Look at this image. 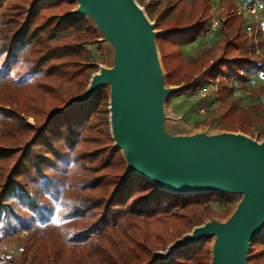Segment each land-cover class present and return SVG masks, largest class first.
I'll return each instance as SVG.
<instances>
[{
	"label": "trees",
	"instance_id": "obj_1",
	"mask_svg": "<svg viewBox=\"0 0 264 264\" xmlns=\"http://www.w3.org/2000/svg\"><path fill=\"white\" fill-rule=\"evenodd\" d=\"M209 2L157 3L156 27L162 31L157 42L168 83H186L179 93L204 85L194 76L208 64V73L225 74L219 94L227 102V83L236 76L248 81L254 74H264V57L256 54L242 23L237 24L224 7L219 38L194 59L184 60L181 46L203 34ZM74 4V0H0V78L19 65L14 74L23 85L19 92L14 85L1 83L0 114L15 120L20 126L17 137L24 142L20 148L0 142V264H24L30 252L42 263L50 258L62 264H141L156 246L166 245L209 216L212 210L203 207L207 202L230 201L215 192L182 195L156 189L136 173L123 176L119 161H112L117 149L111 148L106 156L104 149H79L87 131L100 122L106 96L100 88L89 100L64 109L95 71L87 46L96 44L98 35L85 17L69 13ZM45 33L60 36L48 44ZM259 43L263 44L261 37ZM248 109L264 110V104ZM234 111V105L224 107L225 117ZM25 115L36 125L26 123ZM240 119L264 122V116L247 118L244 113ZM49 170L67 173L65 183ZM55 211L64 223L65 240L53 234L31 235L18 249L20 260L5 253L10 238L49 221ZM209 242L203 239L178 249L168 261L156 264H208ZM248 261L264 264V230L252 239Z\"/></svg>",
	"mask_w": 264,
	"mask_h": 264
},
{
	"label": "water",
	"instance_id": "obj_2",
	"mask_svg": "<svg viewBox=\"0 0 264 264\" xmlns=\"http://www.w3.org/2000/svg\"><path fill=\"white\" fill-rule=\"evenodd\" d=\"M70 13L86 17L112 46V64L92 73L85 90L64 109L109 88L108 119L114 149L127 168L156 189L176 194L239 196L225 220L210 219L156 251L144 264L213 239L211 264H249L251 241L264 230V142L240 132L172 133L163 124V100L184 85L164 87L156 45L161 30L135 0H74Z\"/></svg>",
	"mask_w": 264,
	"mask_h": 264
},
{
	"label": "rangeland",
	"instance_id": "obj_3",
	"mask_svg": "<svg viewBox=\"0 0 264 264\" xmlns=\"http://www.w3.org/2000/svg\"><path fill=\"white\" fill-rule=\"evenodd\" d=\"M135 1L138 3L140 7L144 9V12L148 17V19L150 20V22L154 24L155 27L154 30L156 31L160 30L159 28L156 27V23L158 22L157 13L159 11V7L156 6V4L160 3L163 0H135ZM244 1L247 0H210L209 8H212L213 11L211 13L209 10V15H210L209 22L214 17V15L216 19L219 20L220 14L222 13L221 10L224 7H226L229 8L228 15L233 17L237 24L242 23L243 25V19L236 15L235 12L236 7L234 6V3L237 6L238 4ZM74 2L75 4L69 10V13L77 6V2L76 1ZM147 5H150L151 7H153V9L148 10ZM28 8H29V4L26 6V10ZM88 21L93 27L90 20ZM260 24H261V28L256 33L257 42H255L253 35H248L246 32H244L243 27H242V32L250 37L249 42L250 44L251 43L254 44L256 54L260 57H264V16L260 18ZM93 29L96 31L98 35V37L96 38L97 43L87 46L90 52L89 60L91 64L95 65V71H93L92 73L99 71L101 67H108L112 64V46L110 42L101 41L102 34L94 27ZM218 33L220 34V31L217 28L216 31H214L211 36L200 35L192 42L181 46L182 58L186 61H190L194 59L200 52L209 49L211 44H213L219 38ZM45 36L47 37L48 44H53L54 41L60 36V34L52 35L49 33H45ZM260 37L263 40V44L259 43ZM156 45L161 62L164 87L168 88L171 86L184 85L183 86L184 88L186 86V83L184 82L180 84L168 83L166 79V70L162 63L157 39H156ZM208 63L213 64V60L210 59ZM6 65L8 66V63H6ZM207 65L201 66L199 72L196 74V76H194L196 77L197 83H202V82H204L205 84L210 83L212 90L216 92L215 94L216 97L215 98H213V96L211 97L213 98V102H211V104H208V107L206 109V116L201 117L196 113V106H195L196 103H194L196 99L191 97L192 92L196 88L192 89L188 93L187 92L179 93L180 90L176 91L170 94L169 96L165 97L162 103L163 113H164V118L162 122L164 125L167 126L168 131L172 133H193L202 130H206L209 133H217L223 131L240 132L250 136L253 139H256L258 142H264V122L255 121L253 124H251L249 122L243 121V119H240L243 116V113L247 118L248 117L251 118L255 115L264 116V110L262 109L258 111H250L248 109V106L250 105L264 104V74L261 73L254 74L253 76H251V78L248 81H243L242 78L237 76L233 77L231 81L227 83L228 85L227 90L229 92V96L227 97L228 99L227 102H224L220 97L219 87L221 83L225 81L224 79L225 74H221L218 72L214 73L213 71L208 73V71L206 70ZM18 67L19 65L10 67L8 74L5 77L3 76L2 78H0V85L1 83L8 82L9 85H14L19 92H22V88H23V85L21 83L22 81L18 79V76L14 74V72L17 70ZM85 88L81 91V93L85 90ZM102 88L106 96V105L104 106V111H102L100 114V122H98L96 126L94 125L92 130L87 131V133L85 134L86 141L81 143L80 145L81 147L79 149H81L82 151L93 150V149H97L99 151L100 149H104L103 153L104 156H106L111 148L114 149L113 148L114 139L112 138L111 135L110 124L108 119L109 88L108 86H104ZM3 95H4V90H1V86H0V97ZM231 105H234L235 111L231 116L226 118L224 115V107H230ZM23 117H25L24 119L26 123L31 124L33 126L36 125L33 117L28 115H25ZM19 132H20V126L15 122V120L0 114L1 143L11 147H17V148L23 147L24 144L23 140L20 137H17ZM117 160L119 161L120 167L121 168L123 167V176H124L125 170L127 168V162L120 149L119 150L117 149V152L114 153V158L112 159L113 162ZM49 172H52L55 176H57V178L62 183L63 182L65 183V180L67 178V173L63 171H53V170H49ZM112 173L114 175H117L119 174V171H112ZM225 195L230 197V201L227 204H222L218 201L210 200L203 206L205 208L207 207L208 209H211L212 212L209 214V216L204 218L201 223L210 220L211 218L222 221L229 216L231 211L234 209L236 203L238 202L239 196L235 194H225ZM229 207L232 208L230 213H228L225 217H223L221 213L224 212ZM63 224L64 223L60 221L57 217V211H55V213L53 214V216L49 221L45 223L37 222L33 225V228L30 231L21 230L17 234H15L12 238H10L5 253L11 254L15 257V259L20 260L21 259L20 252H18V249L24 245V241L27 238H29L31 235L36 236L38 238H44V236H46L47 234H53V235H57L62 240H65ZM192 227L185 232H189L192 229ZM185 232L175 237L169 243L181 237ZM209 241L210 242H209L208 264H211V245L213 239L210 238ZM169 243H167L166 245L156 246V248L151 251L150 258L142 262L141 264H144L145 262L151 260L154 252L164 250ZM248 256H249V252H248ZM248 263L250 264L249 261ZM24 264H62V263L59 261H54V260L52 261L50 258L47 259V261H45L44 263H42V261H40L39 259V255L37 254L35 255L32 252H30V256L28 257V260Z\"/></svg>",
	"mask_w": 264,
	"mask_h": 264
},
{
	"label": "built area",
	"instance_id": "obj_4",
	"mask_svg": "<svg viewBox=\"0 0 264 264\" xmlns=\"http://www.w3.org/2000/svg\"><path fill=\"white\" fill-rule=\"evenodd\" d=\"M152 3V2H151ZM236 15L243 19L244 32L248 35H253L255 42L256 33L261 28L260 18L264 16V0H247L241 2L236 6ZM218 28V19L215 15L208 23L206 29L202 35L211 36L214 31ZM216 92L212 90L211 84L207 83L198 88H196L191 97L196 99V113L197 115L203 117L206 116V109L208 104L213 102ZM213 96V98H211Z\"/></svg>",
	"mask_w": 264,
	"mask_h": 264
},
{
	"label": "crops",
	"instance_id": "obj_5",
	"mask_svg": "<svg viewBox=\"0 0 264 264\" xmlns=\"http://www.w3.org/2000/svg\"><path fill=\"white\" fill-rule=\"evenodd\" d=\"M232 2H233V1H232ZM234 6L236 7V4H235V3H234ZM221 9H222V8H221ZM223 9H224V8H223ZM223 9H222V10H223ZM208 10H210L211 13H212V11H213L212 8H208ZM219 10H220V9H219ZM222 10H221V11H222Z\"/></svg>",
	"mask_w": 264,
	"mask_h": 264
}]
</instances>
